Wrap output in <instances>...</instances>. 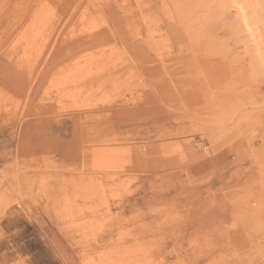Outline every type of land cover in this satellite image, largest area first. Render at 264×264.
<instances>
[{
    "label": "rangeland",
    "instance_id": "374dc122",
    "mask_svg": "<svg viewBox=\"0 0 264 264\" xmlns=\"http://www.w3.org/2000/svg\"><path fill=\"white\" fill-rule=\"evenodd\" d=\"M0 3V264H264V0Z\"/></svg>",
    "mask_w": 264,
    "mask_h": 264
},
{
    "label": "bare ground",
    "instance_id": "6f19581e",
    "mask_svg": "<svg viewBox=\"0 0 264 264\" xmlns=\"http://www.w3.org/2000/svg\"><path fill=\"white\" fill-rule=\"evenodd\" d=\"M1 4V3H0ZM3 4V3H2ZM56 6V5H55ZM239 11L241 12V14H242V19H243V21L245 22V24L247 25V28L248 29H251V26H250V19H249V17H248V15L246 14V12H245V9L243 8V7H239ZM39 13V12H38ZM40 14V13H39ZM39 14H36V15H34L33 16V18H32V22H30V23H32L33 24V26L34 25H37V24H34V23H36L37 21H38V19H39ZM17 17V16H16ZM32 26V27H33ZM7 28V27H6ZM36 28V27H35ZM48 28H50V27H48ZM41 29V28H40ZM46 30V29H45ZM40 31V30H39ZM42 33V32H41ZM33 34V32H31V34L28 36L29 38H30V40H32V46L34 45L33 43H36V39L35 38H33L34 36L32 35ZM39 36H40V34H39ZM41 37V36H40ZM22 38V37H21ZM29 38L28 39H26V37H25V39H26V42L29 44ZM37 38V37H36ZM44 38V37H43ZM45 39V38H44ZM24 40V39H23ZM39 40V39H38ZM16 43H18V42H16ZM26 45V44H25ZM32 48V47H31ZM31 51V50H30ZM27 55V54H26ZM29 56V55H28ZM32 56V55H31ZM104 58V57H103ZM102 58V59H103ZM100 62H101V60H99ZM103 62V61H102ZM78 63H80V62H78ZM83 64V63H82ZM87 64V62H85V65ZM97 64H98V62H97ZM77 67V66H76ZM83 69H85V68H83ZM78 70V69H77ZM70 71V70H69ZM87 71V70H86ZM68 79V78H67ZM60 82V81H59ZM72 96V95H71ZM93 188V187H92ZM92 190V189H91ZM76 191V190H75ZM107 204V203H106ZM76 206H77V204H76ZM81 207V206H80ZM84 211V210H83ZM78 214V213H77ZM82 214V213H81ZM128 249V248H127ZM121 251V250H120ZM128 251V250H127ZM119 252V251H118ZM118 254V253H117ZM132 254V253H131ZM142 256V255H141ZM117 257H118V255H117ZM123 258V257H122Z\"/></svg>",
    "mask_w": 264,
    "mask_h": 264
}]
</instances>
